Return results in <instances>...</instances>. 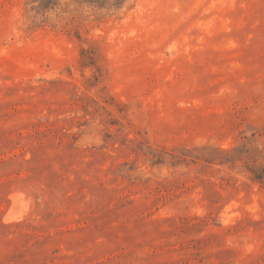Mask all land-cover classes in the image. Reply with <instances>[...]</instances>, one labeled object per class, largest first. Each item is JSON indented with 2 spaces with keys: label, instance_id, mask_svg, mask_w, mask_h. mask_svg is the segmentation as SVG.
<instances>
[{
  "label": "rangeland",
  "instance_id": "1",
  "mask_svg": "<svg viewBox=\"0 0 264 264\" xmlns=\"http://www.w3.org/2000/svg\"><path fill=\"white\" fill-rule=\"evenodd\" d=\"M254 167L264 0H0V264H264Z\"/></svg>",
  "mask_w": 264,
  "mask_h": 264
},
{
  "label": "trees",
  "instance_id": "2",
  "mask_svg": "<svg viewBox=\"0 0 264 264\" xmlns=\"http://www.w3.org/2000/svg\"><path fill=\"white\" fill-rule=\"evenodd\" d=\"M82 55L84 57V60L82 62V65L90 64L92 61V58L90 56V52L83 50ZM251 173L253 175V180L258 181L259 183L264 185V168L263 167H254L251 170Z\"/></svg>",
  "mask_w": 264,
  "mask_h": 264
}]
</instances>
